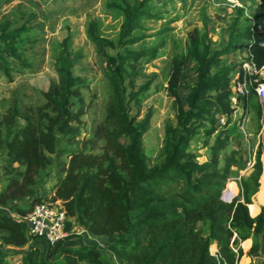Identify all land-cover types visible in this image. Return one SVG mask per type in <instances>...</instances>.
<instances>
[{"label":"trees","instance_id":"16d2710c","mask_svg":"<svg viewBox=\"0 0 264 264\" xmlns=\"http://www.w3.org/2000/svg\"><path fill=\"white\" fill-rule=\"evenodd\" d=\"M12 1L0 0V5ZM110 1L123 18L118 38L102 36L96 21L87 27L109 85L105 118L89 136L82 137V124L90 107L85 94L90 85L75 73L79 56L72 51L71 35L64 39L56 61L59 81L40 92L43 103L29 106L15 98L0 117V264H12L9 258L18 255L21 264H116L115 257L122 264H239L241 245L251 238L249 256L264 262V207L257 217L249 208L264 181L261 145L254 173L239 180L238 198L239 188L228 184L245 168L243 155L228 151L238 130L231 97L239 68L229 58L247 50L257 65L264 64V0H240L253 20L237 8L222 49L214 48L208 31L196 29L185 51L171 60L165 81L177 109L176 122L165 125L163 147L154 163L144 147L153 115L138 118L159 74L138 87L137 81L143 65L161 57L168 37L150 48L134 49L145 38L138 34L145 22L159 18L150 13L153 0ZM35 19L33 12L20 16L15 11L1 19L0 72L9 81L33 67L25 44ZM165 32L169 31L161 34ZM190 63L196 82L184 107L180 91ZM216 111L226 117L225 126L218 127ZM200 136L204 146L215 137L205 163H199L192 150ZM52 168L56 183L48 201L40 191ZM223 193L235 199L227 203ZM57 201L73 218L68 231L79 227L92 238H106L107 246H74L75 235L54 247L32 242L22 218L39 203Z\"/></svg>","mask_w":264,"mask_h":264},{"label":"rangeland","instance_id":"374dc122","mask_svg":"<svg viewBox=\"0 0 264 264\" xmlns=\"http://www.w3.org/2000/svg\"><path fill=\"white\" fill-rule=\"evenodd\" d=\"M213 1L153 0L150 13L159 18L145 22V30L138 33L140 37L145 38L133 47L136 50L150 48L161 37H168L166 47L161 50V57L144 64L142 75L137 81L138 87L151 80L153 73L159 74L147 92L138 118L143 119L148 112L153 115L151 129L144 136V147L151 163H154L161 153L165 125L169 121L176 122L177 109L174 99L169 96L168 82L165 81V74L170 72L171 60L185 51L189 35L196 29L201 32L208 31L215 49L220 50L228 43L236 10L226 5L227 0ZM110 2V0H13L10 4L0 5V22L4 15L13 11L18 12L20 16L31 12L36 14V19L30 23L28 34L30 37L25 44L27 57L33 67L15 73L12 81L0 72V117L6 113L15 98L29 106L43 103L40 92L48 91L53 82L59 81L55 68L56 61L61 53L64 39L71 35L72 51L79 56L75 73L86 79L90 85L85 91L90 107L83 117L82 124V137L89 136L95 126L105 118L109 85L105 76V64L101 62L95 46L88 39L87 27L90 21H96L102 36L113 40L118 38L123 18L119 10L109 5ZM256 2L258 3L259 0ZM240 24L237 31L241 29L244 20L240 21ZM167 30L169 32L161 34L162 31ZM110 52L114 53L112 50ZM243 58L244 54L238 52L231 56L229 61L239 65ZM195 82L194 65L190 63L186 68V76L180 91L184 107L187 106L189 93ZM233 107L235 108H233L235 110L233 119L238 130L231 138L232 144L228 151L233 149L239 151L245 159V168L240 171L239 176L230 178L228 184L232 182L239 188V193L235 196L238 198L241 191L239 180L254 173L252 165L256 164L260 145L264 153V112L255 94ZM132 113L135 115L137 109L133 108ZM215 118L219 121L218 127L225 126L226 117L216 111ZM214 142L215 137L211 139L209 146H204L203 136H200V141L192 144V150L199 156V163H205L210 159L209 149ZM44 181L40 194L50 201L56 183L53 168L46 173ZM2 184L3 172L0 169V191ZM261 207H264V181L261 182L260 191L253 197V204L249 207L252 216L257 217ZM72 235L77 237L72 240L74 246H79L83 242L100 248L107 246L106 238H92L79 227L74 228ZM252 245V238L242 243L244 255L239 264H242L244 259L249 260L248 264H264L262 258L252 259L249 256ZM211 251L213 254L217 253L216 245L212 246ZM9 261L12 264H21L22 255L10 257ZM115 261L116 264H122L117 257Z\"/></svg>","mask_w":264,"mask_h":264},{"label":"built area","instance_id":"2783aa9c","mask_svg":"<svg viewBox=\"0 0 264 264\" xmlns=\"http://www.w3.org/2000/svg\"><path fill=\"white\" fill-rule=\"evenodd\" d=\"M226 5L234 11L237 8L245 9L246 16L253 20L249 9L240 0H227ZM252 94L257 96L263 106L264 64L257 65L246 50L232 82V107L249 99ZM248 165L250 166L251 163L249 162ZM254 166L255 164L252 165V168ZM22 220L27 223L29 235L34 243H44L46 246L54 247L59 241L72 235V231L67 230V225L68 222L73 221V218L68 215L62 201H57L55 204L39 203Z\"/></svg>","mask_w":264,"mask_h":264},{"label":"water","instance_id":"95a60500","mask_svg":"<svg viewBox=\"0 0 264 264\" xmlns=\"http://www.w3.org/2000/svg\"><path fill=\"white\" fill-rule=\"evenodd\" d=\"M262 108H263V112H264V105L262 106ZM263 146H264V139H263ZM222 199H223L224 201H228V202H231V201H232V198H231V199L225 198L224 193H223Z\"/></svg>","mask_w":264,"mask_h":264},{"label":"crops","instance_id":"0c3cea01","mask_svg":"<svg viewBox=\"0 0 264 264\" xmlns=\"http://www.w3.org/2000/svg\"><path fill=\"white\" fill-rule=\"evenodd\" d=\"M261 211H262V207H261ZM261 213V212H260Z\"/></svg>","mask_w":264,"mask_h":264}]
</instances>
